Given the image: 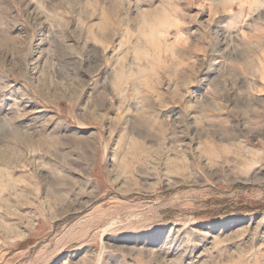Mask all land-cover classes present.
Listing matches in <instances>:
<instances>
[{"label":"rangeland","instance_id":"rangeland-1","mask_svg":"<svg viewBox=\"0 0 264 264\" xmlns=\"http://www.w3.org/2000/svg\"><path fill=\"white\" fill-rule=\"evenodd\" d=\"M258 204L264 0H0V264H264Z\"/></svg>","mask_w":264,"mask_h":264},{"label":"trees","instance_id":"trees-1","mask_svg":"<svg viewBox=\"0 0 264 264\" xmlns=\"http://www.w3.org/2000/svg\"><path fill=\"white\" fill-rule=\"evenodd\" d=\"M234 205V206H233ZM240 204H237V203H233L232 205H231V208H232V206H233V208H232V210H228V206H223L219 211H218V214L220 213V214H226V213H228V212H230V211H236L237 210V206H238V208L240 209L241 208V206L243 205V204H241L240 206H239ZM245 205H249V206H251L250 205V203H247V202H245ZM259 205H261V204H258L257 206H259ZM262 206H264V205H261V207ZM258 208H260V207H258ZM210 212V211H209ZM212 213L213 214H215V215H217V213H215V212H213L212 211Z\"/></svg>","mask_w":264,"mask_h":264}]
</instances>
